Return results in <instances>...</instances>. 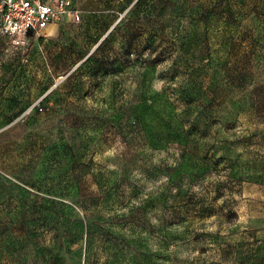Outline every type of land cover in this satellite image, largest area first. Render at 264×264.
<instances>
[{
  "label": "rangeland",
  "instance_id": "374dc122",
  "mask_svg": "<svg viewBox=\"0 0 264 264\" xmlns=\"http://www.w3.org/2000/svg\"><path fill=\"white\" fill-rule=\"evenodd\" d=\"M70 1L0 33V264H264V0Z\"/></svg>",
  "mask_w": 264,
  "mask_h": 264
},
{
  "label": "built area",
  "instance_id": "2783aa9c",
  "mask_svg": "<svg viewBox=\"0 0 264 264\" xmlns=\"http://www.w3.org/2000/svg\"><path fill=\"white\" fill-rule=\"evenodd\" d=\"M0 33L16 44L35 39L50 24L68 20L80 23L70 0H1Z\"/></svg>",
  "mask_w": 264,
  "mask_h": 264
},
{
  "label": "trees",
  "instance_id": "16d2710c",
  "mask_svg": "<svg viewBox=\"0 0 264 264\" xmlns=\"http://www.w3.org/2000/svg\"><path fill=\"white\" fill-rule=\"evenodd\" d=\"M29 37L31 38L30 41L34 39L32 35H29ZM98 47H100V45Z\"/></svg>",
  "mask_w": 264,
  "mask_h": 264
},
{
  "label": "crops",
  "instance_id": "0c3cea01",
  "mask_svg": "<svg viewBox=\"0 0 264 264\" xmlns=\"http://www.w3.org/2000/svg\"><path fill=\"white\" fill-rule=\"evenodd\" d=\"M47 29V28H46Z\"/></svg>",
  "mask_w": 264,
  "mask_h": 264
}]
</instances>
